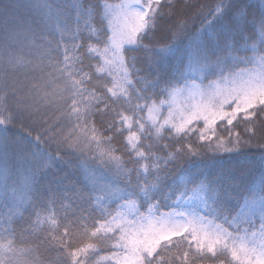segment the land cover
I'll use <instances>...</instances> for the list:
<instances>
[{
	"label": "snow or ice",
	"instance_id": "snow-or-ice-1",
	"mask_svg": "<svg viewBox=\"0 0 264 264\" xmlns=\"http://www.w3.org/2000/svg\"><path fill=\"white\" fill-rule=\"evenodd\" d=\"M174 16L171 0H0V264H264L247 127L264 120V0ZM165 20L171 42L151 43ZM184 40L188 72L158 55ZM246 152L260 164L172 180Z\"/></svg>",
	"mask_w": 264,
	"mask_h": 264
},
{
	"label": "trees",
	"instance_id": "trees-1",
	"mask_svg": "<svg viewBox=\"0 0 264 264\" xmlns=\"http://www.w3.org/2000/svg\"><path fill=\"white\" fill-rule=\"evenodd\" d=\"M123 0H107L108 3L113 5L121 4ZM163 2V0H162ZM172 4L174 5V11L176 12V16L173 19H180L186 20L190 17L196 15L197 12L201 11L202 6L211 5L215 3V0H171ZM170 21H162L161 26L158 31L155 33V38L151 41L153 44L157 45H165L170 43V34L168 32V24ZM191 24V31L195 32L196 28L199 27V20L197 19L194 23L189 20ZM144 43H149L148 40H145ZM187 40L179 42L172 51L167 53H159L163 58L169 60L170 63L174 65H183V70L188 72L189 69L187 68L188 60L186 57L185 49L187 46ZM197 68L196 64H193L192 71L194 75H191L190 79H196L197 76H202V73L195 72ZM134 102V103H133ZM133 104L137 103L133 99ZM142 103V102H141ZM128 115H132L129 111ZM235 123V122H234ZM197 127L203 128V124L200 123ZM246 125L240 124L236 126L233 131L240 133V135L244 139H248L249 137L245 135L244 128ZM247 127H252L255 132V137H253V143H264V120L259 118L256 119L255 125H247ZM65 131H70V129H65ZM37 133L33 132L32 135L35 136ZM217 136L227 139L228 132L224 131L219 125L216 128ZM199 133L191 136L190 139L185 143V147H187L188 143H191L194 149H199V146L202 143L198 139ZM216 141V136H213V142ZM254 151V150H252ZM120 155V153H117ZM261 162V157L251 154V152H246L243 154H223L216 157H209L205 156L203 158H193L191 161L185 162L180 170L176 173V175L172 178V180L179 186V184L188 176L193 174H198L199 172H216L222 169H234L235 173L240 172L244 168L252 169L254 166L259 165ZM3 198L0 197V212L4 211L3 207ZM61 214H63V210H61ZM54 255V254H53ZM207 264H211V262H207Z\"/></svg>",
	"mask_w": 264,
	"mask_h": 264
},
{
	"label": "rangeland",
	"instance_id": "rangeland-1",
	"mask_svg": "<svg viewBox=\"0 0 264 264\" xmlns=\"http://www.w3.org/2000/svg\"><path fill=\"white\" fill-rule=\"evenodd\" d=\"M124 2H125V0L122 1V3H124ZM133 103H134V102H133ZM144 115H145V116L147 115V112H146V111H145ZM95 195H98V196L103 197L104 194L98 192V193H96Z\"/></svg>",
	"mask_w": 264,
	"mask_h": 264
}]
</instances>
